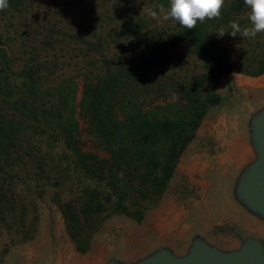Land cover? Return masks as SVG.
Wrapping results in <instances>:
<instances>
[{"label": "rangeland", "instance_id": "374dc122", "mask_svg": "<svg viewBox=\"0 0 264 264\" xmlns=\"http://www.w3.org/2000/svg\"><path fill=\"white\" fill-rule=\"evenodd\" d=\"M159 5L166 10L169 6L164 0H50L36 6L32 17L30 2L14 7L15 12L6 16L0 13V52L8 51L18 76L22 74L19 68L32 67L33 61L40 60L46 74L56 71L54 78L59 84L75 78L80 102L86 78L94 79L109 67V62L115 65L126 61L138 46L151 43V36L162 42L165 35H172L176 22L164 21ZM150 10L157 11L161 18L153 19ZM238 23L242 29L251 26L248 17ZM230 31L231 27L217 37L235 63L264 55V32L257 33L255 38H245L239 33L233 37ZM50 38L53 43H49ZM89 42L95 45L90 46ZM163 56L158 69L164 89L204 72L203 61L193 54L190 45L169 55L164 52ZM166 91L158 105L173 100L168 99ZM218 93L224 98L223 104L207 114L196 139L182 155L159 205L142 223L125 216L108 219L85 254L77 251L61 209L70 194L75 195L78 187H82L78 186L80 174L73 167L69 182L50 181L47 177L25 181L8 174L1 177L0 170V177L11 181L19 196L15 201L9 200L14 201V211H0V264H108L113 259L133 264L161 248H169L178 257L186 256L196 237L226 252L240 249L248 238L264 241V222L249 214L234 196L240 174L256 158L249 124L252 116L264 108V99L260 101L264 97V75L253 78L231 73L221 79ZM153 101V97L147 99V109ZM235 117L245 129L253 150L251 160L238 175L232 169L222 171L223 142L217 140L214 132L220 120L228 124ZM79 119L84 150L108 157L90 144L86 120L80 115ZM230 136L228 133L225 137ZM65 170L61 171L63 177ZM32 224L36 228L33 239Z\"/></svg>", "mask_w": 264, "mask_h": 264}, {"label": "trees", "instance_id": "16d2710c", "mask_svg": "<svg viewBox=\"0 0 264 264\" xmlns=\"http://www.w3.org/2000/svg\"><path fill=\"white\" fill-rule=\"evenodd\" d=\"M49 1L7 0L8 7L0 13L6 16L15 12L14 7L31 2L33 17L34 8ZM164 1L169 5V0ZM249 12L244 0H224L219 18L197 21L191 30L175 21L172 35H165L162 42L151 36V43L138 46L126 61L109 62L94 79L86 78L80 102L75 78L59 84L56 71L46 74L40 60L33 61L32 67L19 68L22 74L18 76L8 51L1 49V177L69 182L73 167L82 187L70 194L61 209L67 231L82 254L89 252L94 236L108 219L125 216L142 223L166 195L182 155L207 114L223 104L218 93L221 79L231 73L253 78L264 75V55L237 64L217 37ZM49 41L53 43L52 38ZM185 45L203 61L204 72L162 88L160 59L168 58L164 52L169 55ZM166 90L173 100L158 105ZM151 97L154 101L147 109L145 103ZM79 115L86 120L90 144L108 157L84 150ZM1 177L0 211L11 212L19 196L13 183ZM4 214L1 217L6 221ZM35 233L32 224V239Z\"/></svg>", "mask_w": 264, "mask_h": 264}, {"label": "water", "instance_id": "95a60500", "mask_svg": "<svg viewBox=\"0 0 264 264\" xmlns=\"http://www.w3.org/2000/svg\"><path fill=\"white\" fill-rule=\"evenodd\" d=\"M249 133L256 158L240 174L234 196L249 214L264 222V108L252 116ZM108 264L124 263L113 259ZM133 264H264V241L248 238L240 249L226 252L196 237L186 256L161 248Z\"/></svg>", "mask_w": 264, "mask_h": 264}, {"label": "clouds", "instance_id": "9594fccd", "mask_svg": "<svg viewBox=\"0 0 264 264\" xmlns=\"http://www.w3.org/2000/svg\"><path fill=\"white\" fill-rule=\"evenodd\" d=\"M223 5L224 0H169L167 10L164 5H159L158 9L164 21L172 19L191 30L196 26L197 21L219 18ZM244 5L250 9L248 19L251 26L242 29L240 24L234 21L230 25V34L233 37L239 33L245 38H255L257 33L264 32V0H244ZM7 7V0H0V10ZM149 15L153 19L161 18L155 10H150ZM224 34L220 32L218 35Z\"/></svg>", "mask_w": 264, "mask_h": 264}, {"label": "crops", "instance_id": "0c3cea01", "mask_svg": "<svg viewBox=\"0 0 264 264\" xmlns=\"http://www.w3.org/2000/svg\"><path fill=\"white\" fill-rule=\"evenodd\" d=\"M241 84L242 83H239V86H241ZM263 99L264 97L260 99V101H263ZM244 131L245 129H243V126L241 124L238 125L237 117L234 118L233 122H229L228 124L220 120L218 126L214 127L217 140L223 142L222 145L224 150L220 153L223 155L220 160L225 167V169L222 168L223 172L232 169L234 170V174L238 175L242 168L251 160L253 150L248 141V136ZM228 133H230L231 136L226 138L225 136H227Z\"/></svg>", "mask_w": 264, "mask_h": 264}]
</instances>
